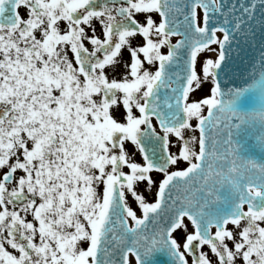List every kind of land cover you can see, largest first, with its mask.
<instances>
[{"label":"snow or ice","instance_id":"6c2138e0","mask_svg":"<svg viewBox=\"0 0 264 264\" xmlns=\"http://www.w3.org/2000/svg\"><path fill=\"white\" fill-rule=\"evenodd\" d=\"M257 25L264 0H0V264H264V162L236 142L258 121L264 146V107L220 82Z\"/></svg>","mask_w":264,"mask_h":264},{"label":"water","instance_id":"95a60500","mask_svg":"<svg viewBox=\"0 0 264 264\" xmlns=\"http://www.w3.org/2000/svg\"><path fill=\"white\" fill-rule=\"evenodd\" d=\"M261 55H264V32L259 25L254 31L250 30L247 37L237 35L231 41V48L227 56L228 66L225 68L227 75L221 73L220 82L225 91L229 88L246 89L234 105L238 111H258L264 107V96L260 91L247 88L252 79H259ZM254 65L255 67H253ZM253 71H255V77L250 79ZM227 98L225 97V99ZM259 129L258 121L255 127L242 126L236 136V142L242 156L264 162V146H261L256 140ZM145 264H173V257L166 249H157L146 258Z\"/></svg>","mask_w":264,"mask_h":264},{"label":"rangeland","instance_id":"374dc122","mask_svg":"<svg viewBox=\"0 0 264 264\" xmlns=\"http://www.w3.org/2000/svg\"><path fill=\"white\" fill-rule=\"evenodd\" d=\"M139 39H140V37L138 36V37H137V40H139ZM211 47H212L213 49H216V51H211V52H209V51H205V52L203 53V55H201V56L199 57V59L202 60V59L204 58V56H212V57H216V55H218V49H219V46L216 45V44H214V45H212ZM166 50H167V49H165V51H166ZM208 89H209V85H208V84H205L202 90H200V91H196V92L194 93V95L192 96V99H193V100H196V99H198V98L205 97L206 95L209 94V93H208ZM121 110H122V108H121ZM203 111H204V114L206 115V113H207V107H205ZM119 113H121V112H120V111L116 112V113H115V116H117V115L120 116L121 114H119ZM192 123L195 124L196 121L194 120V121H192ZM195 134H196L197 136L199 135L198 130L196 131ZM186 135H191V130H188V132L186 133ZM127 148H128L129 151H132V150H133V145H132L131 143H128ZM171 151H172V152H175L176 149L173 147V148L171 149ZM135 159H136L137 161H139V160L141 159L140 154H139L138 152H137L136 155H135ZM184 165H185V164L182 163V164L180 165V167H183ZM154 175L157 177V179L159 178V174H158V173H154ZM141 188H143V185H141ZM153 191H154V189H153ZM128 199H129L130 201L133 202V205H132V206L135 207V201L133 200V198H132L130 195H129ZM148 199L151 201V200H152V196H151V195H148ZM137 211L139 212V209H137ZM131 264H135L134 259L131 260Z\"/></svg>","mask_w":264,"mask_h":264},{"label":"flooded vegetation","instance_id":"af4514ba","mask_svg":"<svg viewBox=\"0 0 264 264\" xmlns=\"http://www.w3.org/2000/svg\"><path fill=\"white\" fill-rule=\"evenodd\" d=\"M176 39H178V38H176ZM175 40V39H174ZM134 43H135V41H134ZM124 58H125V60H127V58H128V51L127 50H125L124 51ZM123 111V109L122 110H120V112H122ZM119 114H121V113H119ZM120 116H116V118H119ZM29 219H31V217H29ZM229 227H231V225H229ZM207 250V249H206ZM213 259H214V257H213Z\"/></svg>","mask_w":264,"mask_h":264}]
</instances>
